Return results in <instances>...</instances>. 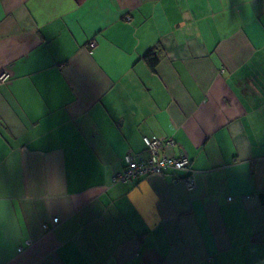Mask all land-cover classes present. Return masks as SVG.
<instances>
[{
  "label": "crops",
  "instance_id": "0c3cea01",
  "mask_svg": "<svg viewBox=\"0 0 264 264\" xmlns=\"http://www.w3.org/2000/svg\"><path fill=\"white\" fill-rule=\"evenodd\" d=\"M0 67V264H264V0H0Z\"/></svg>",
  "mask_w": 264,
  "mask_h": 264
},
{
  "label": "built area",
  "instance_id": "2783aa9c",
  "mask_svg": "<svg viewBox=\"0 0 264 264\" xmlns=\"http://www.w3.org/2000/svg\"><path fill=\"white\" fill-rule=\"evenodd\" d=\"M95 44V42H91L90 46ZM9 79V71L5 67H0V84L7 83ZM143 141L148 157L139 160L131 153L125 154L122 169L112 175L113 182L126 184L142 175H161L166 172H174L181 174L178 176L179 180L183 182L187 190L191 191L196 187L195 171L191 166L190 157L186 153H180L177 156L167 153L176 144L172 137L144 136ZM53 222L58 223L59 218H53ZM45 226L49 228L48 224ZM18 250H22V247H19Z\"/></svg>",
  "mask_w": 264,
  "mask_h": 264
},
{
  "label": "trees",
  "instance_id": "16d2710c",
  "mask_svg": "<svg viewBox=\"0 0 264 264\" xmlns=\"http://www.w3.org/2000/svg\"><path fill=\"white\" fill-rule=\"evenodd\" d=\"M144 60L146 61V63L148 64V66L151 69H154L155 66L157 65L158 59L155 56L153 50H149L148 52H146L143 56ZM134 180V179H133ZM131 182V181H130ZM127 184V183H126Z\"/></svg>",
  "mask_w": 264,
  "mask_h": 264
}]
</instances>
